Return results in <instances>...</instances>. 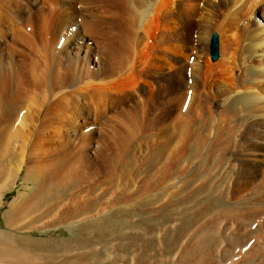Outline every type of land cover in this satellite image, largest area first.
Returning <instances> with one entry per match:
<instances>
[{"label":"bare ground","instance_id":"1","mask_svg":"<svg viewBox=\"0 0 264 264\" xmlns=\"http://www.w3.org/2000/svg\"><path fill=\"white\" fill-rule=\"evenodd\" d=\"M75 1L0 0V143L17 161L16 175L24 168V183L30 181L34 186L32 196L48 185H62L64 196L58 206L64 211L74 204L76 193L113 182L118 171L114 162L139 136L132 134L136 127L154 136L150 140L151 165L159 158L158 168L179 159L192 144L203 145L205 160L201 159L209 168L205 176L217 190L201 204L202 213L209 215V235L193 264H264V0H80L81 9L89 10L79 20L74 17ZM72 23L80 34L62 38L61 32ZM213 30L220 36L216 61L209 59L206 45V36ZM58 42H64V50L57 47ZM115 187L119 192L120 184ZM108 188L103 190L107 193ZM180 190H173L171 197ZM167 198L164 203L168 204ZM19 199L12 202L10 210H19V202L22 205L29 200ZM215 199L229 208L216 209ZM84 206L81 208L88 209ZM196 241L192 244L199 247Z\"/></svg>","mask_w":264,"mask_h":264},{"label":"rangeland","instance_id":"2","mask_svg":"<svg viewBox=\"0 0 264 264\" xmlns=\"http://www.w3.org/2000/svg\"><path fill=\"white\" fill-rule=\"evenodd\" d=\"M80 3H81L80 0H76L74 3V5H75L74 6L75 20H79L80 17H86V15L88 14L89 8H87V10L81 9L82 5H80ZM78 7L80 10L78 9ZM92 9H94V8H92ZM83 14H84V16H83ZM255 20H259V16L258 17L255 16ZM74 26L75 25L73 23L70 24L65 30H63L61 32V34H60L61 37L63 38L64 36H67V35L69 36V33H71L72 35H75V32L80 34L79 27L75 28ZM213 31L217 32L216 30H213ZM213 31H211L206 36L207 37L206 38V45H207V50H208V57L210 60H211V58L209 55V41H210V37H211V34ZM218 37L220 39L219 34H218ZM58 38H59V36H58ZM59 43L60 42H58L57 47L61 50H64L65 47L62 46L64 44V42H63V44H59ZM218 57H220V55ZM216 60H214V61H216ZM136 128H135L136 131L134 129H132L134 131L132 134H134L133 136H138V135L139 136L134 137L135 140L133 139V142L131 143V145H128L126 147V149H125L126 152L123 151L122 152L123 154L118 156V157H121L120 158L121 160L119 158H118L119 160H117L118 162L119 161L120 162L119 163L117 161L114 162L115 164H117L116 167H117L118 171L116 169L117 172L114 176L115 178H113L111 180L113 182H109L108 184H106L104 186L96 187V188H94V190L92 189L93 191L92 190L91 191L94 193H92L91 191H86V190L76 193L72 199L74 204L70 205V208L66 209L67 212L65 209H64V211L60 210V209H62V207H60L62 204V201L60 200V198H63V196H64L63 186L62 185L59 186L60 185L59 183H58L59 184L58 186H56V185L49 186L48 185L46 189L41 190L40 192L37 191L36 192L37 194H35V196L33 194V196H34L33 197L32 194L30 193L31 190L32 191L34 190L32 188L33 185L31 186L32 183L30 181L27 183H24V180H23L25 175H26L24 168L19 172V174L17 176L15 171H14L16 168L15 166H16L17 161H15L13 157H9L8 153L5 150L4 144L0 143V193H1L0 194L1 195L0 196V264H151L152 262L156 264V262H158V261L159 262L157 264H161L163 261L165 262V264H169V263L170 264H175V263L178 264L179 262H180L179 264H181L182 262L189 261L188 259H190V258L188 256H190V257L193 256L191 258L192 260L190 259L192 262L190 261L191 263L187 262L185 264L195 263L196 260H194V259H197V257L199 255H201V253H203L204 248H205L207 241H208L207 235H209V231H207V228H206V222L209 220V215L207 213H202L203 206L201 204H203L205 202L206 198L213 197L215 194V191L217 190V186L211 187V186H209V181L207 182V180H209V179H207L208 177H206V176L208 175L209 168H206L207 166H205V164H204L205 158L203 157L204 156L203 145L200 146V144H196V145L192 144L190 147H192V146L193 147L190 148V151H186L187 153H185L184 155L181 156L183 160L181 159V157L179 158L182 161H180L179 159H176L172 163L171 162L169 163L170 167L169 166L165 167L166 171H165V168H161V167H160L161 168V170H160V168H158L160 166V163L158 162V161H160L159 158H158V160H156V163H155V160H153L154 161V162H152L153 167L151 165L152 156H151L150 143H153L151 141H153L155 139L154 136H152L148 131L146 132V130H142V129H144L143 127H138L139 129L138 128L136 129ZM142 133H144V134L142 135ZM136 134H138V135H136ZM137 138H138V140H137ZM140 139L141 140L143 139L145 141L142 140L143 141L142 142ZM133 143H134V147H133ZM141 143H142V145H141ZM139 145L143 149L140 148ZM197 145H198V147H197ZM131 146L133 148L128 149V148H131ZM199 146L201 149L199 148ZM144 149H146V150L149 149V150L145 151ZM137 150H140V151H137ZM4 152H6V154H4ZM188 152L190 154H188ZM130 153H131V155H130ZM194 154H196V155H194ZM139 155H141V156H139ZM149 155H150V157H147ZM185 157H186V159H185ZM145 158H146V160H145ZM188 158H189V161H188ZM201 158H203L204 160ZM125 159H127V160H125ZM147 159H148V161H147ZM194 159H196L195 161L197 162V164L194 163ZM197 159L199 160V162ZM127 161H129V162H127ZM184 161H186V163H188V162L189 163L186 164ZM175 162H178V163H175ZM183 163H184V165H182ZM200 163H201V166L199 165ZM178 164H180V167ZM149 165H150V167H149ZM157 165H159V166L157 167ZM121 166H122V168H120ZM172 166L174 168H172ZM181 166H182V170H179V169H181ZM193 166H194V168H193ZM142 167H143V169H142ZM145 167H147L148 170H145V169H147ZM168 167H169V172L167 169ZM149 168H151V169H149ZM154 168H156V169H154ZM204 168H205V170H204ZM134 169H135V171H134ZM162 169H163V171L167 172L168 175L170 174L171 179L169 178V176H166V173L163 172ZM176 170H179V172H177ZM196 170L199 174L198 173L196 174V172L193 173V171H196ZM200 170H201V172H200ZM148 171H150L151 173ZM160 171H162V173ZM202 171H203V174H202ZM119 172H121V173L119 174ZM139 172L141 174H139ZM153 172L156 174L154 175ZM171 172L175 173V174H173V176H172ZM186 172H187V174H186ZM144 173H145V176H144ZM180 174H182V175L185 174V176L182 177V175H180ZM188 174H189V176H188ZM192 174H193V176H192ZM194 174H195V176H194ZM205 174H206V176H205ZM137 175H138V177H137ZM146 175H149V177H148L149 179L146 177ZM174 175H175V177H174ZM143 176L145 177V179L143 178ZM203 176H205V177H203ZM15 177H16V179L14 181ZM29 177H30V175H29ZM131 177H133V178H131ZM139 177H141V180ZM165 177H167V178H165ZM176 177H178V179ZM180 177L182 178V180ZM192 177H193V179H191ZM134 179H135V181H134ZM161 179L165 180V181L163 182ZM173 179H174V181L176 180L175 183H173ZM199 179L200 180L202 179L201 182L198 181ZM203 179L206 182L202 183ZM138 180H140L141 182H139ZM155 181L157 182V184ZM196 181H198V183ZM149 182H150V184H149ZM180 182H181V184H180ZM193 182L195 183V185ZM135 183L137 185H135ZM138 183H140V184H138ZM165 183H167V184H165ZM4 184H5V186H4ZM115 184L118 186L120 184L119 188H121V189H119L120 190L119 192L117 190L118 188L115 187ZM121 184H122V186H121ZM154 184H155V186H158V188L155 187ZM170 184H172V185H170ZM196 184L201 185V186L200 187L198 186V188H197ZM109 185H110L111 189L106 193L105 190H103V189L105 187L108 188ZM131 185L133 186V188L130 187ZM160 185L163 187H160ZM23 186H24V188H23ZM150 186L154 189L150 188ZM169 186H171V187L169 188ZM50 187H52V188L50 189ZM136 187H137V189H136ZM172 187H174L173 190H175L176 188H177V190H178V188H179V190L181 189L180 191H177V193L175 195L172 196V197H174V199L171 197V192L173 190H170V189H172ZM123 188H127V189H123ZM129 188H130V190H129ZM131 188H132V191H131ZM155 188L157 190L160 189V191L157 192L155 190ZM126 190H127V192H126ZM141 190L142 191L144 190L143 191L144 193L146 191V193L144 194L143 192H141ZM191 190H192V192L190 193V195H191L192 201H189L188 200L190 198L189 197L190 196L189 191H191ZM98 191H101V193L104 192L105 194L102 193L103 195H101L100 192H98ZM133 191L136 192L137 194H135ZM149 191H152V193ZM203 191L207 194H209V193L210 194L207 195ZM52 192H53V195H52ZM50 193H51V195H49ZM61 193H62V195H61ZM126 193H128V194H126ZM153 193H155V194H153ZM183 193H185V194H183ZM47 194H48V196H46ZM57 194H59L58 199L56 197ZM195 194H197L198 196ZM106 195H107V197H106ZM133 195H134V197H133ZM183 195H185V196L183 197ZM201 195H202V197H201ZM31 196H32V198H31ZM51 196L53 198H51ZM102 196H103V198H102ZM119 196L122 197L121 199L123 201H121ZM128 196L131 198H129ZM143 196L145 197V199L143 198ZM164 196H165V198L168 197L169 199H172V202H173L172 205L170 204L171 200L169 201L168 198H167L168 204L164 203V201L166 202ZM192 196H194V197H192ZM195 196H197L198 199H196ZM19 197H20V199L23 197V200L25 198L26 199L28 198L29 200H27V202L25 200V203H22V205L19 202L20 207L17 206V208H20L19 210H17V209L15 211L10 210V205H12L15 202H18L17 198L19 199ZM118 198L120 200L117 201ZM132 198H134L135 200H133ZM138 198L139 199L141 198L140 199L141 201ZM105 199H107V201L109 200L110 203L109 202L105 203L106 202ZM176 199H178V200H176ZM179 199L181 200V202L183 201V203H181L179 201ZM58 200H60L61 202L60 201L58 202ZM99 200L100 201L102 200L101 202H103V203L100 202L102 204V206H100L101 204L99 203ZM113 200H115V201H113ZM125 200H127V201H125ZM52 201H54V202H52ZM55 201L58 202L57 205L55 204ZM70 201L71 200H69L68 202L70 203ZM93 201H95V202H93ZM128 201H129V203H128ZM115 202H116V204L117 203L119 204L121 202L120 203L121 205L120 204L117 205L118 207L120 206V208H118L116 206L117 208L112 207L114 209L109 210V208H111V206L116 205V204H114ZM130 202L133 205H131ZM174 202H177V203H174ZM187 202H188L189 206L187 205ZM222 202H220L219 200H216V202L214 204V206H216V209H220V211H221L222 210L221 208L224 209V206H226V205H227L226 207L229 208V206H228L229 204L226 203V205H225ZM45 203H47V204H45ZM82 203H83V205H81ZM123 203L124 204L128 203V204H127V206H123L124 205ZM143 203L145 204V207L143 206L144 205ZM184 203H185V205H184ZM198 203H199L200 207H199ZM44 204L48 206V207L46 206L47 209H46ZM76 204H77L78 208L76 207ZM169 204L172 207H168V206H170ZM58 205H60V206H58ZM151 205H152V207H150ZM83 206L84 207L87 206L88 209H85V208L82 209L81 207H83ZM89 206H90V208H89ZM91 206L94 208L91 209ZM184 206H186V207H184ZM194 206H196V207H194ZM201 206H202V210L200 209ZM99 207H100V210H99ZM104 207L108 208V209L106 210V209H104ZM126 207L128 208V210L126 209ZM131 207H132V209H130ZM187 207H189V209ZM79 208H81V209H79ZM115 208H116V210H115ZM144 208L148 209V211H145L146 209H144ZM152 208H154V209H152ZM162 208H163V210H162ZM193 208L194 209L196 208V210H193ZM57 209H59L58 211L60 214H57L58 213ZM70 209H72V210H70ZM117 209L120 210L121 212L119 211L120 213H118V212L116 213L115 211H118ZM133 209H134V211L131 212V210H133ZM140 209L142 212L145 213V215H144V213L142 214V212H140ZM149 210H150V212H149ZM152 210H153V212H152ZM9 211H10V215L6 216V214L9 213ZM104 211H106V213ZM125 211H126V213H125ZM127 211H128V213H127ZM155 211L156 212L159 211L158 214ZM160 211H162V212H160ZM184 211H185V217H184ZM186 211L187 212L189 211V212L187 213ZM193 211L195 213L191 214V212H193ZM55 212H56V214H55ZM103 212L105 214H103ZM137 212H138V214H137ZM154 212L156 215L153 214ZM84 213H86V214L88 213V214L86 215ZM100 213H102V214H100ZM112 213H113V215H112ZM135 213H136V215H134ZM175 213H177V215ZM98 214H100V215H98ZM108 214H110V217ZM163 214H165V216ZM199 214H202V215H199ZM123 215H124V217H123ZM132 215H134V216H132ZM151 215L153 216V218H151L152 217ZM170 215H172V216H170ZM194 215L195 216L197 215L196 216L197 218ZM73 216H74V218H72ZM75 216H77V218ZM79 216L82 218H80ZM83 216L86 217V219H87V217H89L87 219V221ZM113 216L115 219L113 218ZM176 216H177V218H176ZM200 216H202V217H200ZM111 217L113 218V220L111 219ZM156 217H158V218H156ZM163 217H165V218H163ZM182 217H184V218H182ZM206 217H208V218H206ZM78 218L82 219V221L79 219L80 222H78ZM109 218H110V220H108ZM129 218H130V220H129ZM198 218H200L199 221H198ZM206 219H208V220H206ZM111 220H112V222H111ZM125 220H126V222H124ZM160 220H161V222H160ZM162 220H163V222H162ZM178 220H180V221H178ZM116 221H118L119 224ZM109 222L112 223V226L110 225ZM179 222L181 225L182 224L183 225L182 226L177 225V224H179ZM114 223H115V225H114ZM123 223H124V226H123ZM155 224H156V226H155ZM202 224H204V226ZM170 225H172V226H170ZM101 227H102V230H101ZM174 227H176V228L178 227V228L176 229ZM185 228L187 229L186 231H185ZM108 229H110L111 231ZM153 232H155V233H153ZM161 232H163V233H161ZM165 233H166V235H165ZM200 235L202 236V239H201ZM191 237H193V238L191 239ZM197 237H198V239H197ZM204 237L205 238L207 237V240ZM203 238L206 241H204ZM161 239L163 242L161 241ZM193 240H195V241H193ZM196 240H199L198 242L201 243V245L199 243V247H198L197 243H196V245L192 244L194 242H197ZM173 241H175V242H173ZM183 241H185V242H183ZM189 241L190 242L193 241V242L190 243V245H188L186 242H189ZM169 243H170V245H169ZM191 245L192 246L194 245V246L192 247ZM171 246L172 247L174 246L173 247L174 250L171 249L172 248ZM183 246H185V247L189 246L188 248H191L192 250H189L188 248H185ZM181 247H182V249H181ZM201 247H204V248H202V251H200ZM243 247L245 248V247H247V245H243ZM181 250L185 251V252H182ZM196 250L200 253H197ZM180 251H181V253H179ZM186 251L187 252L189 251L190 255L188 253H186ZM191 251H193V253H191ZM194 251H195V253H194ZM178 253L180 255L183 254V256H180ZM196 253H197V255H196ZM184 254L185 255L188 254V256H185ZM191 254H195V256L191 255ZM162 257H164V259H162ZM176 257L178 258V260ZM187 257H188L187 261H182V260H186L185 258H187ZM180 258H182V259H180ZM166 259H167V261H166ZM148 261H150V262H148ZM164 262L162 264H164Z\"/></svg>","mask_w":264,"mask_h":264},{"label":"water","instance_id":"3","mask_svg":"<svg viewBox=\"0 0 264 264\" xmlns=\"http://www.w3.org/2000/svg\"><path fill=\"white\" fill-rule=\"evenodd\" d=\"M218 45V35L216 32H212L209 41V55L212 60H216L219 56Z\"/></svg>","mask_w":264,"mask_h":264}]
</instances>
